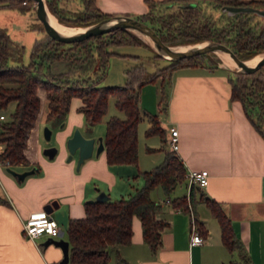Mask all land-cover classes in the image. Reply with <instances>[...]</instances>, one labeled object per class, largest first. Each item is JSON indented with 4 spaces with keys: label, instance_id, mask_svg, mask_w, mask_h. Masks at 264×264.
Segmentation results:
<instances>
[{
    "label": "trees",
    "instance_id": "1",
    "mask_svg": "<svg viewBox=\"0 0 264 264\" xmlns=\"http://www.w3.org/2000/svg\"><path fill=\"white\" fill-rule=\"evenodd\" d=\"M57 0H46L49 11L59 20L73 26L87 27L113 17L101 12L96 0H78L80 7L56 8ZM34 0H0L4 7L25 14ZM24 3V4H23ZM147 12L135 19L155 31L167 46L193 45L205 41L227 46L240 60H249L264 52V25L251 26L254 14L228 15L225 6H250L256 2L231 0H145ZM264 6V4H262ZM65 12L66 16H63ZM40 26L41 23H39ZM259 26V27H258ZM43 28V27H42ZM257 28L258 30H254ZM44 30V29H43ZM135 45L150 49V45L128 30H115L108 35L92 36L73 43L59 42L46 33L35 39L30 48L28 62L22 63L23 46L13 43L6 29H0V163L16 166L28 163L24 149L30 130L40 109L38 89H43L47 101L46 121L65 119L71 101H81L77 109L89 126L99 124L107 114L108 101L114 98L115 107L124 114V119L110 117L105 124L103 136L104 156L108 165H136L138 162L137 130L147 114L140 107V89L145 84H160L159 106L164 111L167 105V84L173 71L180 68L214 67L207 53L178 61L165 60V67L148 73L142 64L125 72L123 86L105 87L101 83L114 52L111 47ZM11 61H14L11 64ZM60 64L63 70L51 72V66ZM96 65V69L93 70ZM231 101H238L246 118L264 137V65L253 74L232 72ZM11 105L12 111L7 115ZM150 126L145 137L158 136L166 142L157 116H148ZM142 185L126 198L106 202L85 203L82 219H69L65 229L69 242V264H108L109 247L129 244L132 236V221L139 219L143 242L154 252L161 243V233L168 223L160 217L164 202L173 208L188 211V203L194 206V189L186 196L171 199L174 190L185 183V167L174 151H167L161 163L149 171L140 173ZM160 188L164 199H151V192ZM207 206L220 227L221 241L229 252L240 254V260L228 264H246L240 241L235 237L231 221L221 205L204 197ZM200 233L205 231L198 224Z\"/></svg>",
    "mask_w": 264,
    "mask_h": 264
},
{
    "label": "crops",
    "instance_id": "2",
    "mask_svg": "<svg viewBox=\"0 0 264 264\" xmlns=\"http://www.w3.org/2000/svg\"><path fill=\"white\" fill-rule=\"evenodd\" d=\"M231 1L256 2L260 4L257 8L264 9V0ZM96 6L101 12L114 16L135 18L147 12L145 0H96ZM0 7L8 8L2 4ZM232 72L222 65L173 71L164 111L159 106L158 83L143 85L140 107L147 114L148 127V116L156 115L160 127L165 130L166 142L158 136L146 137H157L159 142L146 144L140 150L137 130L136 165H108L103 152L98 157L93 152L79 169L75 162H66L65 143L76 129L87 138L104 136L93 126H86L82 114L77 111L80 104L70 105L65 128L57 135L61 137V149L53 159L47 158L42 151L51 145L42 143L39 123L40 117H46L47 109H39L24 149L28 163L15 166L20 173L33 168L36 172L18 181L7 171L11 166L0 163V264H58L63 256L61 249L52 244L44 246L51 238L48 236L34 241L25 238L23 221L31 212L45 211L43 208L51 203L57 204L58 211L67 215V221L82 219L84 204L95 200L100 191L111 201L133 194L141 186L140 173L157 166L170 151V128L177 131L176 154L186 174L189 171L208 173L206 187L192 186L194 206L189 203L197 232L205 241L201 245L191 244L190 213L163 203L164 196L154 199L151 193V199L163 203L160 217L168 223L161 233L159 247L153 252L143 242L141 223L134 217L130 243L109 247L108 264H228L240 260L239 253L229 252L223 245L219 224L201 201L203 196L218 202L230 219L246 264H264V137L246 118L241 104L230 100ZM42 90L37 94L47 107ZM152 105L158 113H154ZM10 107L13 109L14 105ZM2 149L0 146V152ZM190 189L186 179L174 190L171 199L184 196L188 199ZM198 224L202 225L204 234L200 233ZM59 238L68 241L61 226L60 235L52 239Z\"/></svg>",
    "mask_w": 264,
    "mask_h": 264
},
{
    "label": "water",
    "instance_id": "3",
    "mask_svg": "<svg viewBox=\"0 0 264 264\" xmlns=\"http://www.w3.org/2000/svg\"><path fill=\"white\" fill-rule=\"evenodd\" d=\"M35 2V14L38 21L41 23L44 32L51 38L63 42V43H73L77 41H82L88 39L92 36L98 35H108L115 30H128L138 36L147 38L151 43L149 45L155 51V53L163 58L164 60L169 61H178L183 58H189L201 54L213 53L218 55V53L227 54L231 60L235 63V71L244 74H253L260 67L264 65V56H262L254 66L247 64L248 60H240L237 58L232 51L223 44H218L215 42H201L193 45H188L190 47L186 48L184 51L176 50L177 47L165 45L153 29H151L146 24L140 22L139 20L123 15H117L110 18H107L96 24H92L87 27L79 28L82 29L81 32H76L74 34L65 35L58 32L50 23V13L46 6V0H34ZM222 11L226 12L228 15H235L239 13L243 14H254L256 16L264 19V9L253 8L250 6H240V7H230L225 6L222 8ZM264 25V24H263ZM264 132V128H263ZM44 138L46 141H49L51 138V131L45 129ZM66 147L68 151L67 161H69L73 155L78 154V161L76 168L79 169L80 165L87 159L91 158L94 152V155L98 157L104 150L103 138H87L82 135L79 129H76L66 142ZM43 155L49 159H53L57 154V149L55 147H46L42 151ZM7 171L14 176L18 181H22L25 177L36 172V169L33 168L30 171H25L22 173L14 172L10 169ZM108 196L105 192L100 191L96 196L95 200L88 201L89 203L93 202H106ZM47 213L53 214L55 220L59 223L63 230L67 226V215L64 212L58 211L57 204H48L43 208ZM52 244L56 247H59L62 251V259L58 264H68L69 262V243L68 241L59 238L52 239L49 238L44 246Z\"/></svg>",
    "mask_w": 264,
    "mask_h": 264
},
{
    "label": "rangeland",
    "instance_id": "4",
    "mask_svg": "<svg viewBox=\"0 0 264 264\" xmlns=\"http://www.w3.org/2000/svg\"><path fill=\"white\" fill-rule=\"evenodd\" d=\"M54 4H57V7H56L57 9L58 8H61V9L62 8H70L71 10H73V9L76 10L78 8H81L78 0H57V1H54ZM28 7L29 8L27 9V12L25 15L19 14L18 12L11 10V9H8V8L0 7V29L5 28L7 35L9 36L10 40L17 45L23 46V49H24L23 55H22V63L23 64H26L28 62V55H29L30 48H31L34 40L39 39L45 35V32H44L42 26L39 25L40 22L36 18L35 2H32V5H29ZM47 9H48V7H47ZM48 11H49V9H48ZM49 13L57 20V22L59 24H61L62 26L66 27L68 29L69 28L70 29L81 28V27L73 26V25H71L65 21L59 20L50 11H49ZM62 14H63V16H66L65 12L64 13L62 12ZM250 23H251V26H255V25L263 26L264 19H262L259 16L254 15V16L250 17ZM30 24H31V26L29 27ZM254 30L257 31L258 29L255 28ZM139 37L145 43H147L149 45V41L147 42L146 40H144L142 38V36H139ZM172 47L188 48L190 46H188V45H175ZM110 51L114 52L115 55L111 56V58L109 60L108 67H107L106 76L101 83V85L105 86V87L123 86L125 84V81H126L125 72L129 69L134 68L136 65L142 64L148 73H153L156 69L165 67L168 64L164 59L154 58L153 57L154 53L150 49L142 47V46L120 45V46L111 47ZM257 56H260V58H261L262 56H264V52L257 54ZM254 57H256V55L253 56L252 58H250L249 60L253 59ZM211 61L214 64V66L222 65L224 67H227L222 62V60L220 59V57L218 55L212 56ZM13 63H14V61H11V64H13ZM227 68H230V67H227ZM95 69H96V65L94 66L93 70H95ZM230 69H232L234 72H236L235 68H230ZM62 70H63V67L58 63H55L51 66V72L54 74L58 73ZM168 85H169V83L167 84V86ZM156 88L159 92L160 84H157ZM40 90H42V89H40ZM42 92H43V90H42ZM40 103H41L40 104V110H42V109L46 110L47 109L46 102L42 101ZM43 103H45L44 106H43ZM75 104L81 105L80 99L74 98L72 100L71 106H74ZM152 107H154V106L152 105ZM10 111H12V107L8 108V111H6L5 113L8 115L10 113ZM154 113H158V111L156 110V106L154 107ZM112 116H116V117H119L121 119H124V114L122 112H120L119 110H117L115 107L114 98H110L108 101V109H107L106 116L103 118V120L99 124L93 126L95 131L97 133L98 132L105 133V124H106L107 120ZM36 120H37V118H36ZM66 120H67V116L65 117V119H54V120L49 121V122H47L46 118H43V117H40V120H39V123L41 126L42 143L44 145L45 144L51 145L50 147H55L57 149V154H58L59 150L61 149V139H60L61 137L59 135V137H58L59 139H58L57 135H58L59 131H61L65 128ZM84 123H85V121H84ZM86 126L90 127L87 124H86ZM147 127H148V119L145 117L138 126V134H139V139H140V141H139L140 150H143L144 146L146 144L149 145V143L152 144V142H155V143L159 142V139L157 137L146 138L144 136L145 130L147 129ZM45 129H48L51 131V138L49 141H46L44 138ZM0 146H2V145H0ZM2 148H3V146H2ZM65 148L67 150L66 143H65ZM57 154H56V156H57ZM141 154H143V151ZM67 157H68V151H67V156L65 158L66 162H75L76 166H77V161H78V154L77 153L75 155H73L69 161H67ZM10 170H12L14 172L18 171L17 173H20L19 170L16 169L15 166L10 167ZM139 182H140V185H142V178L141 177L139 178ZM151 193L153 196H155L154 199L155 198L156 199L163 198V194H162V191L160 188H155Z\"/></svg>",
    "mask_w": 264,
    "mask_h": 264
},
{
    "label": "built area",
    "instance_id": "5",
    "mask_svg": "<svg viewBox=\"0 0 264 264\" xmlns=\"http://www.w3.org/2000/svg\"><path fill=\"white\" fill-rule=\"evenodd\" d=\"M24 4V3H23ZM4 120V115L0 114V121ZM170 138L168 140L170 151H177V131L174 128H170ZM186 179L190 188L192 186L206 187L208 184L207 171H189L186 174ZM180 211V208H177ZM188 212L191 216V233L190 243L193 245H201L205 241L196 228L195 217L192 212L191 205H188ZM23 234L28 240L34 241L41 236H48L51 238L58 237L60 235V225L55 218L46 211H34L31 212L28 217L23 221Z\"/></svg>",
    "mask_w": 264,
    "mask_h": 264
},
{
    "label": "bare ground",
    "instance_id": "6",
    "mask_svg": "<svg viewBox=\"0 0 264 264\" xmlns=\"http://www.w3.org/2000/svg\"><path fill=\"white\" fill-rule=\"evenodd\" d=\"M50 23L61 34L70 35V34H74L76 32H81L82 31V29H70V28L68 29V28L62 26L61 24H59L57 22V20L51 14H50ZM142 38L144 40H146L147 42L149 41L145 37H142ZM149 43H151V42L149 41ZM176 50L184 51V50H186V48L185 47H181V48H176ZM218 56L220 57V59L222 60V62L227 67L235 68V66H236L235 63L231 60V58L227 54L218 53ZM259 59H260V56H257L256 55V57H254L253 59L248 60L247 61V64L250 65V66H254L258 62Z\"/></svg>",
    "mask_w": 264,
    "mask_h": 264
}]
</instances>
